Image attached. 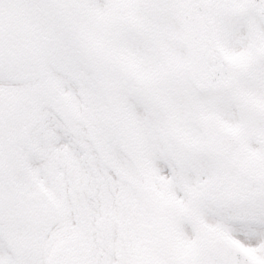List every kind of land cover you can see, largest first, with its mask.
Instances as JSON below:
<instances>
[{"label": "snow or ice", "instance_id": "obj_1", "mask_svg": "<svg viewBox=\"0 0 264 264\" xmlns=\"http://www.w3.org/2000/svg\"><path fill=\"white\" fill-rule=\"evenodd\" d=\"M0 264H264V0H0Z\"/></svg>", "mask_w": 264, "mask_h": 264}]
</instances>
